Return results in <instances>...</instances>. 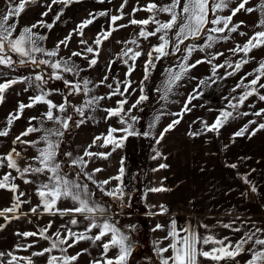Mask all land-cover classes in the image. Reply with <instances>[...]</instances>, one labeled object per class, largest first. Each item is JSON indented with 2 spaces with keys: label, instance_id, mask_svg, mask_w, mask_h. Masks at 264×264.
Masks as SVG:
<instances>
[{
  "label": "rangeland",
  "instance_id": "rangeland-1",
  "mask_svg": "<svg viewBox=\"0 0 264 264\" xmlns=\"http://www.w3.org/2000/svg\"><path fill=\"white\" fill-rule=\"evenodd\" d=\"M18 3L19 0H0V13H6L12 5ZM149 3L164 6L169 4L170 0H127L122 13L120 8L121 4H124V0H103V2H100V0H75L68 6H64L61 3L52 4V0H35L34 3H27L21 15L9 21V23H17V29L13 35H18L24 27L37 24L39 21L52 24L53 27L51 29L38 25L33 31L46 37L44 41L40 42L42 48L54 50L60 41L65 40L69 33H72L67 45H60L56 57H48L42 53L34 55L37 60L47 59L50 62H55L61 58L66 60L70 57L71 63L76 65L79 70L78 74L63 72L62 69L54 70L46 64L35 65L30 61L22 65L18 63L22 57L15 53H10L13 59L11 67L0 65V83L11 79L30 78L11 85L3 93V101L0 102V128L11 132L14 140L29 126L41 129V131L32 132L27 136L21 137L24 141H36L35 147L26 143H22V145L16 143L15 149L20 155L19 157H14L17 158L16 161L19 167L23 169L29 164L33 167L40 166L33 157L38 155L37 149L45 147V142L41 139L45 135V130L62 131V136L50 137L53 141L59 142L56 162L61 166L60 174L81 185H87V190L91 194L90 202L99 205L105 210L103 215L95 214L97 223H103L105 219H108L121 233L128 237L127 243L130 247V253L127 256L126 264H141V257L147 256L144 250L150 244H152L151 255L161 256L158 254V249L168 248L172 243V237L169 236V232L173 220L166 225V228L161 229V236L155 239L154 243L152 241L153 235H150L148 239H141V242H139L138 231L135 230L137 228H128L124 224V216L114 207L116 206V198L112 200L114 197L107 194L113 188L110 179L112 177L110 167L113 164L111 155L107 156V158L84 155L86 150L93 153H110V145L101 147L102 140L97 141L93 145V140L96 137L107 136L110 127L121 129L127 127V124L132 125L130 131L136 132L155 131L158 129L164 131L174 120H179L180 122L169 131H178L185 128L186 125L190 127V121H187L186 118L192 120L191 125L198 123L199 126H202L207 120L210 123H215L217 117L223 111L232 113V116L223 124L222 129H225L223 131L244 128L245 125H248V129H254L259 124L264 123V119L261 118L264 113L255 115V113L260 112L261 107L264 109V100L260 99V96L264 95V88L260 87V84H264V77H261L257 85H251L250 83L258 75L256 69H258L261 62L260 56L255 52L259 48H264V46L253 49L247 55L244 53L234 54L230 51L237 45H243L255 32L264 30L259 26V21L262 18L261 12L253 11L249 13L244 10L238 12L232 19V24L240 25L238 30L236 32L226 30L224 33L218 34L221 37H227V39L216 40L210 48L204 47L208 33H203L196 38H189L184 44L180 45L179 51H176L175 44L170 42L166 49L169 55L163 56L159 60L153 58L155 67L150 66L148 68V78L145 79V64L148 61L147 54L152 51L153 46L161 43L159 40L161 33L145 39L139 36L142 26L132 25L129 21L131 19H147L151 13L144 9ZM238 3L239 0H233L230 8H235ZM260 3L261 0H249L245 7L256 8ZM50 4H52L51 11L47 7ZM134 9L139 10L134 12ZM45 12L48 14L42 15ZM100 12H106L107 15L97 16L96 14ZM90 14L96 16V18L93 23L83 28V35L81 36L74 30L77 29L82 21L90 19ZM121 14L123 19L117 21L116 26H127L117 27V30L111 31L114 27L111 22V16ZM219 14L228 16L231 13L226 9ZM57 15H59V19H56ZM156 18L164 22L170 16L167 13H157ZM144 27L146 31L152 32L155 30L156 25L150 23ZM208 27L211 28L213 25ZM105 31H111V35L108 39L102 40L101 45H95L94 40L97 34ZM241 32L245 33V35H240ZM168 37L174 41L175 30L169 32ZM81 40L87 43L81 44ZM132 40H136V43H131ZM188 45H196V50L185 61L184 57L187 55L186 47ZM88 46L98 49V55L86 53L85 48ZM127 48H132L133 51L138 50L142 55L133 62L130 58L131 53L128 56L122 55ZM262 51L264 49L260 51L261 57L264 56ZM73 52H80L82 55L72 56ZM217 53H223V55L217 56ZM94 56L97 62L94 66L89 67V60ZM242 59H246L248 63L242 64L239 70H235V64ZM125 60L128 61L127 64L124 63ZM198 60L204 62L196 64L194 68L189 69L179 81L171 86L170 91H166V82L169 79V72L166 70L179 71L180 64H195ZM133 63L135 65L134 70L129 75L128 69ZM215 65H224V67H217L215 73H213L212 69ZM229 65L232 66L229 67ZM228 73L233 74L228 75ZM37 74L42 75L44 79L39 82L35 81ZM56 74L61 75L63 79H56ZM105 77H107L106 80L104 79ZM85 79L90 81L88 84L90 91L87 94L80 92L70 95L71 89L65 85L64 80L79 82L81 88H83ZM125 81L130 82L127 92H124ZM201 81H204V83H201ZM117 82H119L120 91L124 92V95L116 94L111 95L109 98L110 94L116 89ZM109 84L112 85L111 89L108 87ZM238 84L246 85V87H237ZM141 87L143 88V93L140 91ZM253 88L256 91L241 104L239 97L244 95L246 91H252ZM42 92L47 94L46 99L57 105L64 103L65 97H67L68 106L63 113L53 110L54 115L60 116L62 119L72 117L68 122L69 127L67 129H63L58 122L45 119L44 113L48 111V106L43 102L35 103L32 107H26L23 113L20 114L19 119H15L11 125L8 124L10 115L17 114L19 104L28 105L31 103L30 97L40 95ZM141 94L145 95L147 99L133 108L132 105L136 103ZM190 96L194 98L189 101ZM212 96L215 98H211ZM92 97H104V99L99 100L91 108H85L83 116L74 111L75 108L81 107L87 99ZM124 99L127 100V103L123 106L124 112L122 115L127 124L121 123L119 117L109 118L105 111L109 108L119 107L117 101ZM185 106L190 111H185ZM129 109L131 111H128ZM181 113L182 116L180 115ZM191 113L195 116L194 119H191L193 116L190 115ZM32 117H36V119H30ZM131 117H136L137 119L133 121ZM156 117H159V119L157 120ZM80 120H83L84 123L77 127V122ZM250 121L254 123H250ZM116 133L118 135H115ZM119 134L123 135L124 133L117 131L113 133V136L119 138ZM90 145L92 146L89 147ZM68 153L71 155H67ZM79 157H83L87 161L86 167L72 164V161ZM97 168L102 169V171L94 172V169ZM88 174L92 175L91 180L88 179ZM51 175L49 172L26 174V178L32 181L31 183H26V188L32 192V199L22 207L25 215H23L21 220V230L14 232V237H11L12 232H6L7 251L5 250V255L0 257L2 264H8L11 260L9 253L18 258L29 257L32 264H47L49 255L61 256L59 249H54L52 253H45L44 255L34 256L33 253L49 248L52 240L56 238L54 234L58 230L65 234L64 229L68 227L72 231L79 233L84 232L85 228L89 226L90 221L85 219L83 214L61 215L57 213L53 215L44 213L42 209L38 210L37 213L30 212V208L41 203L37 195L38 186L43 183H49ZM105 180H109V183L103 184L102 182ZM75 206L77 204L70 198H61L56 204V207L61 210L71 209ZM73 218L78 221L76 225L70 224ZM174 220L178 231L190 229L197 232L201 237L206 236L198 229V218H175ZM50 222L51 227L48 228L47 235L52 240H45L39 236L25 238L19 235L24 232H38L40 229L46 228ZM225 225L228 224L225 223ZM229 225L232 226L233 223L231 222ZM97 233L98 229H92L87 235L95 236ZM233 235L234 228L225 227L226 244ZM109 239L110 236H106L102 241L95 243L88 239L81 240L73 247L67 248L65 254L73 256L80 253L78 259L73 261L72 264H93L94 261H100L102 264L105 258L112 259L118 254V248L112 247L105 257L103 243ZM69 243H71V240ZM27 245L32 246L26 247ZM11 247L13 248V253L8 251L9 249L11 250ZM61 247L67 246L61 245ZM3 252L4 250H2ZM162 255L164 257L171 256V249ZM13 264H27V261L18 259ZM149 264L155 263L150 262Z\"/></svg>",
  "mask_w": 264,
  "mask_h": 264
},
{
  "label": "snow or ice",
  "instance_id": "snow-or-ice-1",
  "mask_svg": "<svg viewBox=\"0 0 264 264\" xmlns=\"http://www.w3.org/2000/svg\"><path fill=\"white\" fill-rule=\"evenodd\" d=\"M35 0H19L18 4L12 5L10 9L6 13H0V65L9 66L13 65L12 55L10 53H15L16 55L22 57L18 61L20 64H25L27 62H31L32 64L39 65V64H46L49 65L54 70L62 69L63 72L78 74L77 66L71 63V58L56 60L55 62H50L47 59L37 60L35 55L36 53H42L48 57H56L58 55V50L61 44L67 45V41L71 39L72 33H69V36L65 38V40L60 41L56 49L54 50H45L40 46V42L44 41L46 37L44 35H40L33 31L38 25L41 27H46L51 29L53 27L52 24L45 23L43 21L37 22V24H33L29 27H24L22 31L19 32L18 35L14 36L13 34L16 32L17 23H9L10 20L14 18H18L21 13L25 10L27 3H34ZM75 2V0H52V4L61 3L64 6H68L71 3ZM103 2V0H100ZM233 0H170L169 4L164 6H159L155 3H149L145 11L151 13V15L144 20H136L131 19L129 21L132 25H140L141 30L139 32V36L147 39L149 36H155L157 33H161L159 35V40L161 43L159 45L153 46L152 51H150L148 55V61L145 64V79L148 78V68L155 67L153 63V58L159 60L161 57L169 55V52L166 50L169 43L172 42L175 44L176 51L180 50V45L184 44L186 40L189 38H196L203 33H208L206 37V44L204 47H212V44L218 39H227V37H221L218 34L224 33L226 30L230 32H236L240 27L239 24H232L233 17L244 10L246 12H253V11H260L262 18L259 21V26L264 29V0H261V3L257 5L256 8H246L245 5L249 2V0H239V3L235 8H230L231 3ZM127 3V0H124V4H121V13L124 8V5ZM52 4L48 5V10L51 11ZM229 10L230 15L223 16L219 13L223 12L224 10ZM139 9H134L133 11H137ZM157 13H167L169 14L170 18L167 21H160L156 18ZM48 13H42V15H47ZM211 14V18H210ZM97 16H104L107 15L106 12H100L96 14ZM90 19H86L82 21L80 25H78L77 29L74 31L77 32L79 35H83V28L87 27L89 24L93 23V20L96 16L90 14ZM56 19H59V15L56 16ZM123 19V15H113L111 16V22L113 24V28L111 31L117 30V27H126L127 25H118L116 26V22ZM150 23L155 24L156 28L152 32H148L145 30L144 26L149 25ZM242 23V22H241ZM209 25H213V27L209 28ZM231 25V26H230ZM175 30V39L174 41L170 40L168 37V33ZM111 31H105L103 33L97 34V37L94 40V44L99 46L102 44V40L108 39L111 35ZM217 34V35H214ZM240 35H245V33H240ZM81 44H86L87 42L84 40L80 41ZM131 43L135 44L136 40H132ZM264 46V30L255 32L252 37H250L243 45H237L235 48L230 49L231 52L235 53H244L247 55L253 49ZM196 50V45H188L186 47L187 55L184 57V60L187 61L188 58L191 56L192 52ZM203 50V48H201ZM86 53H95L98 55V49H94L91 46L85 48ZM131 53V60L134 62L137 57L142 55L140 51H133L132 48H127L122 55L128 56ZM155 54V57H154ZM82 53L80 52H73L72 56H81ZM217 56L223 55V53H217ZM27 58V59H24ZM87 59V57H85ZM95 56L89 60V67L94 66L96 64ZM204 61L198 60L195 64H188L182 63L179 65V71H172L166 70L169 72V79L166 82V91L171 90V86L174 85L177 81H179L182 76L191 68H194L196 64L202 63ZM125 64L128 63L127 60L124 61ZM227 63V62H226ZM248 63L246 59H242L240 62L235 64V70H239L242 64ZM134 63L129 66L128 74L130 75L131 72L134 70ZM232 65H229L231 67ZM217 67H224V65H215L213 66V73H215ZM258 75L250 81L251 85H257L260 81L261 77H264V60H262L259 64L258 69H256ZM233 73H228V75H232ZM56 79H63V77L59 74H56ZM30 78H19V79H11L7 80L4 83H0V102L3 101V93L13 84L21 82L22 80H28ZM44 77L42 75L37 74L35 76V81L39 82L42 81ZM105 80L107 77L104 78ZM103 82V81H102ZM66 86L70 87V95L76 94L80 92H84L87 94L90 89L88 88V84L90 81L84 80L83 81V88H81V84L79 82H73L64 80ZM125 88L124 92L128 91V87L130 86V82L125 81ZM204 83V81H201ZM39 87V85H37ZM246 87V85L238 84L237 87ZM108 87L111 89L112 85L109 84ZM261 88H264V84H260ZM141 93H143V88L140 89ZM256 91L255 88L252 91H246L244 95L239 97V102L243 104V102L247 99L248 96L253 95ZM124 92L120 91L119 82H117L116 89L110 94L111 95H124ZM47 94L41 93L35 97H30L31 103L25 105L23 103L19 104L18 111L16 115H10L8 119V124L11 125L15 119H19L20 114L23 113V110L26 107H32L35 103L43 102L47 104L48 111L44 113V117L46 120L55 121L61 124L63 129H67L69 127V121L72 117H67L62 119L60 116L54 115V109L63 113L68 106L67 97H65L64 103L59 105L54 104L51 100L46 99ZM194 97H189V101ZM104 99V97H92L87 99L84 104L79 107L75 108L74 111L79 113L81 116L84 115L85 108H91L93 105H96L99 100ZM147 97L143 94L140 95L139 99L136 101L135 104L132 105L135 108L139 105L143 100H146ZM261 100H264V96H260ZM127 103V100H120L117 101L119 107L117 108H109L105 111L108 114V117H119L120 122L127 124V121L124 120L122 113L124 112V104ZM128 111H131L129 109ZM185 111H190V109L185 106ZM264 113V109H261L260 112L255 113V115H261ZM182 116V113L180 114ZM246 115V113H245ZM232 116L231 112L223 111L221 112L220 116L217 117L214 124L211 126H207L206 128L208 131H216L218 132L219 128L223 126V124ZM30 119H36V117H32ZM133 121H135L136 117H131ZM158 120L159 117H156ZM179 120H174L170 123L167 128L164 129V132L169 131L172 129L176 124H178ZM84 123L83 120L77 122V127L80 124ZM250 123H254L250 121ZM151 127V126H150ZM132 129L131 124H127V127L116 129V128H109L107 136H100L96 137L92 144L95 145L97 141H101V147H106L108 145H114L113 150L115 147H120L124 139L127 138L128 135L136 134L134 131H130ZM259 129H264V123L259 124ZM248 130V125H245L240 131L236 132L235 136H242ZM41 131L33 126H29L24 132L20 134L13 141L15 144L16 142L30 144L33 147L36 145V141H24L21 139L23 136H27L32 132ZM122 132L125 133L124 136L120 138H116L113 136L115 132ZM149 133H144V135H148ZM163 134L161 133V139L163 138ZM253 134H255L253 132ZM8 131L3 130L0 131V136H7ZM63 135L62 131L56 130H45V135L41 137V139L45 142V147L37 149L38 155L33 157L35 161L39 163L40 166L33 167L31 164L21 169L14 158L15 156H19L20 153L16 152V149L13 148L9 153L0 157V167L5 166L9 169L15 170L19 173V177L24 179L25 183H31L32 181L26 178V174L34 173V174H43L45 172H49L52 175L49 177V183H43L38 186L37 188V195L40 198L41 203L30 208L31 213H37L38 210L42 209L44 213L48 214H57L60 213L61 215L65 214H83L85 219L90 221L89 226L85 228L84 232H74L71 228L65 227L64 232L62 234L59 230L54 234L56 237L54 240L50 236L47 235L48 228L51 227V222L46 228L40 229L38 232H24L20 233L19 235L27 238V237H34L39 236L45 240H52L51 245L49 248L43 249L41 252L33 253V255H44L45 253H52L54 249H59L61 252V256L56 255H49L47 264H72L73 261H76L80 255L77 253L73 256L66 255L67 248L73 247L76 243L81 240H91L93 243L97 241H102L106 236H110V239L103 243V251L106 257L107 252L110 248L115 247L118 248V254L112 258L107 259L105 258L102 264H126L127 256L130 253V247L127 243L128 237L125 236L121 231L115 227V225L109 222L108 219H105L103 223L96 222V215L100 214L103 215L105 210L101 208L99 205L93 204L90 202L91 194L87 190V185H81L75 181L69 180L65 178L63 175L60 174V164L56 162V155L59 142L53 141L50 139L51 136L60 137ZM190 135H196V133H190ZM159 143V140L157 141ZM90 145L89 147H91ZM67 155H71L68 153ZM85 156L92 157V156H100L102 158H107V156L111 155V153H93L90 151H85ZM157 156L160 153L156 154ZM155 158V157H153ZM73 165H79L81 167H86L87 161L83 159V157H79L72 161ZM160 168H165L167 165L161 164ZM231 167H235V165H231ZM102 171V169L97 168L94 169V172ZM124 170L121 167L120 174L116 177H112L110 179H115L117 181L122 182ZM16 177H13L11 172L4 174L0 177V189H6L11 191L13 195V203L10 207L4 208L0 210V217H4L5 219H12V218H19V217H10L8 214L18 212L24 203L28 201L22 200L21 197L25 196V193L18 192L19 186L12 181H14ZM88 179H92V175L88 174ZM103 184H108L109 180H105L102 182ZM255 191V188L252 189ZM153 192L159 191H166L164 188H153L151 189ZM18 193V194H17ZM108 195L114 198H122L123 196V189L119 185L116 189L109 191ZM61 198H70L72 199L77 206L71 209H59L56 207L57 202ZM162 211H166L163 209ZM78 221L73 218L70 221V224L76 225ZM3 227V225H0ZM162 226L157 224L156 228L159 229ZM224 227H231L230 225H224ZM92 229H98V233L95 236H88L87 233L91 232ZM240 229L237 228L235 231H239ZM257 232L262 231L260 229L256 230ZM183 233V235H181ZM169 236L172 237V243L168 246V248H159L158 254L161 255V264H198L197 258L202 256L204 258H210L213 261H221L225 258H235L241 252L245 251V245L251 242L253 245H259L260 250L248 249L251 252V258L246 262V264H264V239L256 237L255 233H247L241 240L237 241L235 245H233L230 241L226 244L224 240H218L213 236H203L201 237L197 232L190 230V229H181L177 230L175 225V220L172 221L171 230L169 232ZM71 240V243L69 241ZM212 244L213 247L210 251H204L202 245H209ZM61 245H66L67 247H61ZM32 245H27L26 247H31ZM19 247V246H18ZM171 249L172 255L169 257H164L162 254L169 251ZM5 254L0 252V257L4 256ZM11 260L8 264H13L14 261L25 260L27 264H32V261L29 257H16L15 255H11ZM2 264V262H0ZM93 264H101L100 261H94Z\"/></svg>",
  "mask_w": 264,
  "mask_h": 264
},
{
  "label": "crops",
  "instance_id": "crops-1",
  "mask_svg": "<svg viewBox=\"0 0 264 264\" xmlns=\"http://www.w3.org/2000/svg\"><path fill=\"white\" fill-rule=\"evenodd\" d=\"M262 49L255 52L260 61L264 59V51L263 57L260 54ZM194 118L193 115L191 119ZM261 118L264 119V114ZM186 119L190 121V127L186 125L181 130L167 132L161 129L134 131L136 134L128 135L115 150L110 144L111 176L119 175L121 167L124 170L122 182L111 179L112 190L118 185L123 189V196L116 198L114 207L124 216V224L128 228H137L139 242L153 235L154 243L161 236V229L175 218H198L199 231L218 240L225 238V223L232 222L234 235L229 241L233 245L247 233L254 232L256 237L264 239V129L257 130L258 125L242 136H235L242 128L223 131L222 126L218 132L208 131L206 125L214 124L209 120L199 126L198 123L191 125L192 120ZM146 132L149 133L147 136L144 135ZM161 133H164L163 138L157 143ZM119 135L122 137L125 133ZM13 141L9 131L7 136H0V157L10 151ZM161 164L167 167L160 168ZM9 172L16 177L12 182L19 186L18 192L25 193L21 199L29 203L32 192L26 188L24 179L6 165L0 167V177ZM153 188L166 191L153 192ZM13 195L9 190L0 189V210L12 205ZM22 207L18 212L8 214L19 218L0 217V225H3L0 227V251L4 250L3 253L7 249L6 232H12L11 237H14V232L21 230L25 215ZM162 207L166 211H162ZM157 224L162 227L157 229ZM237 228L240 230L235 231ZM257 229L262 231L257 232ZM151 246H146L147 256L141 257V264H161V256L151 255ZM212 247V244L202 245L204 251H210ZM244 247L245 251L235 258L217 262L200 256L198 264H246L251 258L248 249L260 250V246L249 242ZM8 251L14 252L12 247Z\"/></svg>",
  "mask_w": 264,
  "mask_h": 264
},
{
  "label": "trees",
  "instance_id": "trees-1",
  "mask_svg": "<svg viewBox=\"0 0 264 264\" xmlns=\"http://www.w3.org/2000/svg\"><path fill=\"white\" fill-rule=\"evenodd\" d=\"M160 139H161V138L158 137V138L156 139V141H158V140L160 141ZM16 143H19L20 145H22V143H20V142H16ZM16 143L13 145V147L10 149V151H11L13 148H15ZM10 151H9V152H10ZM9 152H8V153H9ZM14 156H15V154H14ZM18 157H19V156H18ZM14 158H15V157H14ZM15 159H17V158H15Z\"/></svg>",
  "mask_w": 264,
  "mask_h": 264
}]
</instances>
